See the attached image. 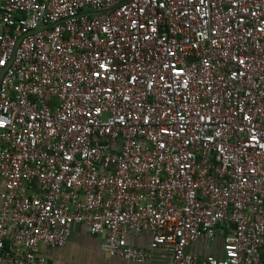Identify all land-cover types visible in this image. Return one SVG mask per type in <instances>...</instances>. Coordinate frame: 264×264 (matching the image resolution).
Returning <instances> with one entry per match:
<instances>
[{
  "label": "built area",
  "instance_id": "built-area-1",
  "mask_svg": "<svg viewBox=\"0 0 264 264\" xmlns=\"http://www.w3.org/2000/svg\"><path fill=\"white\" fill-rule=\"evenodd\" d=\"M0 176V264L74 225L133 263L264 264V0L3 3Z\"/></svg>",
  "mask_w": 264,
  "mask_h": 264
},
{
  "label": "crops",
  "instance_id": "crops-1",
  "mask_svg": "<svg viewBox=\"0 0 264 264\" xmlns=\"http://www.w3.org/2000/svg\"><path fill=\"white\" fill-rule=\"evenodd\" d=\"M8 0H0V6ZM4 182L0 176V191ZM31 192L38 194L37 187L31 185ZM103 237L91 235L84 225H74L70 237L63 248L52 249L41 247V255L50 261L51 264H138L127 259L109 257L103 250ZM128 244L134 248L150 250L151 235L143 232L139 235H129ZM224 237L219 234L215 241H202L190 246L187 252L198 257L212 255L218 259L224 257L223 254ZM171 254L163 249L154 250L144 264H168Z\"/></svg>",
  "mask_w": 264,
  "mask_h": 264
}]
</instances>
